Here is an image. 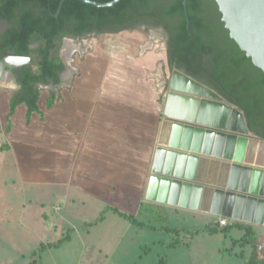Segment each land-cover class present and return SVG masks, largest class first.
<instances>
[{
    "label": "rangeland",
    "instance_id": "1",
    "mask_svg": "<svg viewBox=\"0 0 264 264\" xmlns=\"http://www.w3.org/2000/svg\"><path fill=\"white\" fill-rule=\"evenodd\" d=\"M5 26L4 22H0V32ZM166 39L167 36L163 28L152 24H140L134 29L118 33L96 34L92 32L80 37L64 36L57 52L65 65L60 82L56 85L53 83L38 85V107L41 113L32 114L29 123L26 122L25 111L23 113L19 110L14 115L13 123L10 117V123L7 124V104L18 87L11 84L10 79L6 85H3L0 78V107H5L6 110L1 111V115L5 117L0 116V146H2L0 149L4 150L9 147L6 142L3 143V136L4 133H10L12 129L34 133L39 144H37L33 154L35 157L40 155L43 158L41 161L46 163L49 134L47 97L50 92L56 94L55 100L64 97L62 94L65 93L66 88L70 90L76 78L82 76L87 65L92 66L91 70L100 65L99 68L102 70V60L106 71L107 69L111 71V66L114 65L119 66L125 63V65H130L127 66V69L132 71V85H136L135 87L139 89L137 90V97L139 103H144L142 109L145 108L146 111L151 112L155 131L159 113L160 117L163 118V104L172 70L168 67L166 59ZM92 55L94 58L89 62L87 58ZM122 56L126 59L124 60L125 63L116 64V60H120ZM132 59L135 60L134 64ZM8 69V66L4 67V71ZM6 80L4 77L3 82L5 83ZM144 114L145 112L138 108V123ZM146 119L148 123V114ZM137 156L139 157V155ZM51 191L52 189L48 186H36L28 182L22 184L15 169L12 153L10 151L0 152V222L4 220L5 226L8 227L7 232H3L2 224H0V264H30L34 260V264H42L41 259L45 261V264H103L102 258L106 254H110L109 248L114 243L126 244L130 242V247H132V230H125L124 228L125 225L129 224L128 220L117 214L107 212L106 220L97 227H91L89 235L82 234V239H80V234L72 231L69 232L70 241H66L63 245L52 248L46 253L41 251L33 254L34 250H38V236L40 241L47 242L67 233L64 222L53 227L51 221L40 223L31 217L36 213V208L35 205L30 204V200L33 203L38 198L50 197L52 193H56L55 196H60L57 194L58 191ZM77 205L74 208H78L79 217L80 215L81 217L84 216L83 218L86 220L96 218L99 211L106 207V205L103 207L99 205V208L96 209L90 202H86L84 205L79 202ZM49 206L51 203L48 202L44 205L45 209H48L47 211L53 213V208ZM54 210H58V206L54 207ZM49 213L47 212V215L50 217ZM167 216L165 222L156 218L157 224L155 225L157 228H137L138 231H142L140 237L134 233L133 240L145 244L142 246V250L146 247L151 248L148 257L153 261V264H159L158 261L161 256L164 258V263L182 259L185 264H239L248 260L252 255L253 246L244 239L245 230L242 227L234 225L223 231L221 226L214 222L211 224L214 229L209 231L208 225H205L201 220L200 214L197 215L194 212L175 214L171 212ZM49 217L44 219L47 220ZM162 223L169 227L186 229V231H181V237L185 234L181 245L176 247L168 245L174 235L160 228ZM130 225L132 229V224ZM160 240L167 242V246L160 244ZM96 247L102 249V256ZM96 252L97 255L93 258L92 256ZM121 252L117 250L108 264H120L119 262L132 264L129 262L132 258V250L124 253L123 259H119ZM91 258L93 260L89 263Z\"/></svg>",
    "mask_w": 264,
    "mask_h": 264
},
{
    "label": "crops",
    "instance_id": "2",
    "mask_svg": "<svg viewBox=\"0 0 264 264\" xmlns=\"http://www.w3.org/2000/svg\"><path fill=\"white\" fill-rule=\"evenodd\" d=\"M132 40L134 39L132 38ZM93 58L92 55L87 60L90 62ZM124 60L126 59L122 56L120 60H116V64H123ZM101 62L103 63L102 70L99 68L100 65L93 70L90 69L92 66L87 65L82 76L76 78L70 90L66 88L65 93L62 94L64 97L56 98L49 107L46 163L41 161L43 158L40 155L35 157L33 154L39 144L34 133L12 129L10 133H4L3 136V143L6 142L9 147L4 150L0 149V152L10 151L12 153L20 182L48 186L52 191H58L57 194L60 196H55L56 193H52L48 198H38L37 196L38 200L33 203L30 200V204L35 205L36 208V213L31 216L33 219L40 223L51 221L53 227L64 222L68 237L58 246L70 241L69 232L80 234V239H82V234L89 235L91 227H97L106 220L107 212L114 213L111 210H106L103 219L95 222L102 211L100 210L96 218L86 220L83 218L84 216L80 215L79 217L78 208H74L75 205L78 206L77 203L80 202L84 205L86 202H90L96 209L99 208V205L101 207L110 205L126 213L136 214L140 203L147 201L145 200V191L162 117L159 113L154 131L153 116L149 110L142 109L144 103H139L137 97L139 89L135 87L136 85H132V71L127 69V66L130 65H125L126 63L123 64L124 66L114 65L111 66V71L108 69L106 71L104 70V61ZM132 63H135L134 59H132ZM55 97H57L56 94ZM22 104L15 108L11 116L12 123L14 115L19 110L23 113L25 111L26 119L27 108L24 103ZM7 107L9 110V103ZM138 108L145 112L140 123H138ZM4 110L5 107L1 106L0 116H3L1 111ZM34 113L36 112L32 114ZM147 114L149 115L148 123ZM47 202L51 203L49 207L53 208V213L45 209L44 205ZM55 205L58 206L56 211L54 210ZM161 205L165 206L168 213L194 212V214H200L205 225L217 223L221 217L189 208ZM47 212H50V217ZM46 217L49 219H44ZM226 219L229 224L239 222L251 226L255 236L251 242L253 246L251 254L262 258L264 256V226ZM0 224H2V231L7 232L8 227L5 226L4 220ZM130 224L132 223L129 222L124 226L125 230H132L133 237L134 233L140 237L142 231H138L137 228L144 229L145 227L132 224L131 229ZM30 229L33 228L30 227ZM61 237L47 242L57 241ZM100 237L103 239L102 236ZM133 237L132 247H130V242L126 244L114 243L109 248L110 254H106L102 258L103 264H108L117 250L122 251L119 254V259H123L122 255L132 250L130 263L153 264V261L148 257L151 248L146 247L142 250V246L145 244L133 240ZM37 238L39 245L47 243L40 241L39 236ZM159 243L167 246V242L164 240H160ZM58 246L47 247L43 253L52 248H58ZM96 250L100 255L102 254L100 247H96ZM93 255L94 258L97 252ZM93 258L89 259V263ZM41 262L45 264L43 259ZM164 264H185V262L182 259H176L171 263Z\"/></svg>",
    "mask_w": 264,
    "mask_h": 264
},
{
    "label": "trees",
    "instance_id": "3",
    "mask_svg": "<svg viewBox=\"0 0 264 264\" xmlns=\"http://www.w3.org/2000/svg\"><path fill=\"white\" fill-rule=\"evenodd\" d=\"M59 1L0 0V22L6 25L0 32V58L9 54L30 56L28 64L12 69L18 88L9 100L7 124L15 108L22 103L27 108V122L33 112L41 113L38 85L60 82L65 65L57 52L64 36L118 33L140 24H152L163 28L166 33L168 67L183 69L226 101L240 107L249 130L264 139V72L230 37L216 0H186V13L183 0H120L106 7L81 0H64L58 17H55ZM54 100L55 94L50 92L46 99L48 108ZM106 210L139 227L157 228L156 218L164 222L168 218L165 206L142 201L136 214L106 205L95 222L103 219ZM211 224H208L209 231L214 229ZM160 225L174 235L169 246L181 245L185 235L181 237V231L186 229L169 227L164 223ZM234 225L245 230L247 242L254 240L251 226L243 223L221 226V230ZM67 237L66 233L55 242L40 243L33 254L58 246ZM158 263H164L162 256ZM239 264H264V256L258 258L252 254Z\"/></svg>",
    "mask_w": 264,
    "mask_h": 264
},
{
    "label": "water",
    "instance_id": "4",
    "mask_svg": "<svg viewBox=\"0 0 264 264\" xmlns=\"http://www.w3.org/2000/svg\"><path fill=\"white\" fill-rule=\"evenodd\" d=\"M81 1L106 7L120 0ZM216 2L230 37L264 72V0ZM183 6L186 13V0ZM29 62L0 58L1 84L18 87L12 69ZM156 143L145 200L264 226V139L249 130L240 107L173 68Z\"/></svg>",
    "mask_w": 264,
    "mask_h": 264
},
{
    "label": "built area",
    "instance_id": "5",
    "mask_svg": "<svg viewBox=\"0 0 264 264\" xmlns=\"http://www.w3.org/2000/svg\"><path fill=\"white\" fill-rule=\"evenodd\" d=\"M217 223H218L219 226L229 225L228 220L226 218H224V217H219Z\"/></svg>",
    "mask_w": 264,
    "mask_h": 264
},
{
    "label": "flooded vegetation",
    "instance_id": "6",
    "mask_svg": "<svg viewBox=\"0 0 264 264\" xmlns=\"http://www.w3.org/2000/svg\"><path fill=\"white\" fill-rule=\"evenodd\" d=\"M167 40V39H166ZM65 69V68H64ZM63 72V71H62ZM62 72H61V74H62ZM61 74H60V78H61Z\"/></svg>",
    "mask_w": 264,
    "mask_h": 264
},
{
    "label": "bare ground",
    "instance_id": "7",
    "mask_svg": "<svg viewBox=\"0 0 264 264\" xmlns=\"http://www.w3.org/2000/svg\"><path fill=\"white\" fill-rule=\"evenodd\" d=\"M67 46H68V45H67ZM67 46H66V47H67ZM66 47H65V48H66ZM66 49H67V48H66ZM6 81H7V80H6ZM5 83H6V82H5Z\"/></svg>",
    "mask_w": 264,
    "mask_h": 264
}]
</instances>
